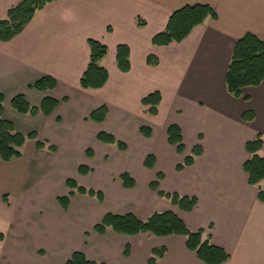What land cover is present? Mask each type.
Returning <instances> with one entry per match:
<instances>
[{
	"label": "crops",
	"instance_id": "0c3cea01",
	"mask_svg": "<svg viewBox=\"0 0 264 264\" xmlns=\"http://www.w3.org/2000/svg\"><path fill=\"white\" fill-rule=\"evenodd\" d=\"M20 1L0 0V19ZM192 4L209 5L216 17H207L179 43L154 45L152 37L165 29L171 13ZM246 33L264 39V0H54L12 39L0 40L2 117L15 131L37 135L26 138L19 158L0 159V264H65L75 251L103 264H150L152 251L161 248L165 251L153 264H206L187 248L182 235H125L107 228L105 234L92 236L93 243L76 247L74 228L66 227L75 189L64 196L69 198L66 210L56 198L50 227L42 230L26 218L21 203L30 167L58 153L57 132L64 131L66 140L78 131H89L98 140L104 132L128 153L129 141L117 133L128 127L137 148L131 151L133 168L124 173L134 186L125 188L121 180L128 198L95 222L106 213L130 212L146 220L154 213L172 212L190 231L203 230L202 240L208 236L229 255L222 264H264V201L258 197L264 180L250 185L243 169L250 157L246 143L258 136L263 141L258 154L264 156V79L244 87L238 98L226 85L235 42ZM90 39L107 47L98 65L108 78L100 88L85 89L80 80L90 61ZM119 45L128 47V71L117 65ZM148 57L157 63H148ZM42 76L55 79V87L44 92L29 87ZM154 91L161 100L156 114H150L141 101ZM20 94L35 113L11 106ZM45 97L57 101L47 115L41 109ZM102 106L107 109L104 120L90 119ZM170 125L180 128L183 152L167 140ZM37 141L44 147L37 148ZM85 153L95 156L89 148ZM148 156L152 166L146 164ZM187 156L192 162L178 168ZM159 192L193 198L196 205L181 210ZM105 198L103 194L97 200L103 203Z\"/></svg>",
	"mask_w": 264,
	"mask_h": 264
},
{
	"label": "trees",
	"instance_id": "16d2710c",
	"mask_svg": "<svg viewBox=\"0 0 264 264\" xmlns=\"http://www.w3.org/2000/svg\"><path fill=\"white\" fill-rule=\"evenodd\" d=\"M52 1L54 0H21L18 4L12 6L8 9L5 18L0 19V40L9 41L12 39L31 21L38 10ZM207 17H216L215 11L209 5H185L171 13L165 29L152 37V43L156 46L179 43L190 34L195 26L203 23ZM88 43L90 46V61L81 77L80 84L81 87L85 89L100 88L106 83L108 73L105 68L98 65V61L106 55L107 47L93 39L88 40ZM128 55L129 50L127 46H117L116 61L119 69L122 71L129 70ZM148 63L156 64L157 60L154 57H148ZM263 79L264 39H260L252 33H246L235 42L226 72L227 90L232 96L238 98L241 96L244 87L258 86ZM55 85V79L50 76H42L30 84L29 87L44 92L53 89ZM160 100V93L154 91L146 95L141 102L143 106L147 107L146 110L148 113L156 114ZM2 101L3 96L0 94V159L4 162H8L20 157L19 148L24 144L26 138L36 139L37 135L36 132L24 135L15 131L13 123L2 117ZM10 103L11 106L20 113H26L28 111L35 113L37 110L35 107L30 106L29 102L22 94L12 98ZM56 105L57 101L55 99L45 97L42 100L41 109L43 113L47 115ZM106 113V107L102 106L93 110L89 117L96 122H101L104 120ZM143 129L142 127L141 130ZM97 138L105 143H116L120 149H124L125 147L123 143L119 141L116 142L113 136L104 132L98 133ZM167 140L170 144L176 146L178 152H183L182 135L178 126L170 125L168 127ZM262 143L263 141L259 136L246 143V151L250 157L244 163L243 169L248 175L249 184L253 186H257L264 180V156L258 154ZM44 145V142H36L37 148H43ZM49 149L54 151L55 147L50 145ZM89 151L90 150H88V153ZM193 153H197V148H194ZM149 159H151L150 156L147 157L146 164L152 166ZM191 162L192 157L187 156L183 164L178 166V168L189 165ZM89 170L90 169L85 165L79 167V172L81 174H86ZM120 178L125 188L134 186L133 179L127 173L121 174ZM66 184L80 194L96 197L100 201L103 199V194L100 191L86 189L79 186L71 179H67ZM151 186L152 188H157L155 183ZM159 195L170 199L173 205H176L184 211H191L196 205V201L193 198L185 196L179 197L177 194H166L162 192H159ZM258 197L261 201H264V191L259 190ZM58 201L62 208L66 210L69 205V198L59 197ZM107 228H111L113 231L125 235L149 233L155 236H185L187 248L195 252L197 257L206 264H222L229 257L222 248L211 244L208 236L205 240H202L203 230L190 231L183 221L172 212L154 213L146 220H140L130 212L125 214L106 213L101 222L94 225L93 229L96 233L103 235ZM164 251V248L153 250L152 254L154 256L150 258L149 263L153 264L155 262L154 257H161ZM124 253H127V250H125ZM65 264L103 263L89 259L81 251H75Z\"/></svg>",
	"mask_w": 264,
	"mask_h": 264
},
{
	"label": "rangeland",
	"instance_id": "374dc122",
	"mask_svg": "<svg viewBox=\"0 0 264 264\" xmlns=\"http://www.w3.org/2000/svg\"><path fill=\"white\" fill-rule=\"evenodd\" d=\"M117 133L122 139L129 141L130 152L123 153L115 144L99 142L89 131L74 132L68 140L64 131L57 132L58 153L54 157L33 162L28 173L26 191L23 193L21 203L22 209L27 212L28 221L42 230L50 227L52 215L56 212L55 207L58 206L56 198L69 196L72 188L65 181L71 179L79 186L101 191L106 195L105 201L99 203L95 197L76 194L71 212L73 215L68 225L65 222L66 227L74 228L73 238L76 247L93 243L92 236L97 234L93 230V225L100 222V218L95 222L96 218L102 213L117 209L119 206H115L128 198L127 192H122L124 188L121 186L120 174L133 168L131 151L137 148V144L131 127L120 129ZM88 148L94 151L93 158L86 155L85 151ZM80 165L87 166L90 171L81 174L78 170ZM82 198L86 200L83 201ZM87 230L90 233H84ZM54 247L56 248L55 245Z\"/></svg>",
	"mask_w": 264,
	"mask_h": 264
}]
</instances>
